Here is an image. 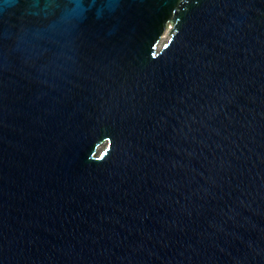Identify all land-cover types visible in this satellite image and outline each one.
Listing matches in <instances>:
<instances>
[{
  "label": "water",
  "instance_id": "water-1",
  "mask_svg": "<svg viewBox=\"0 0 264 264\" xmlns=\"http://www.w3.org/2000/svg\"><path fill=\"white\" fill-rule=\"evenodd\" d=\"M0 264H264V0H0Z\"/></svg>",
  "mask_w": 264,
  "mask_h": 264
},
{
  "label": "rangeland",
  "instance_id": "rangeland-1",
  "mask_svg": "<svg viewBox=\"0 0 264 264\" xmlns=\"http://www.w3.org/2000/svg\"><path fill=\"white\" fill-rule=\"evenodd\" d=\"M168 37V33L165 34V37L164 38H167ZM162 43V42H161Z\"/></svg>",
  "mask_w": 264,
  "mask_h": 264
}]
</instances>
